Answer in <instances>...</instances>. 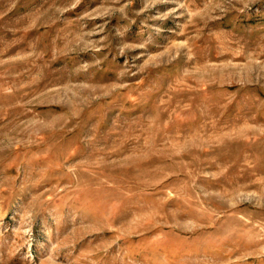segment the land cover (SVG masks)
Wrapping results in <instances>:
<instances>
[{
	"label": "rangeland",
	"instance_id": "obj_1",
	"mask_svg": "<svg viewBox=\"0 0 264 264\" xmlns=\"http://www.w3.org/2000/svg\"><path fill=\"white\" fill-rule=\"evenodd\" d=\"M0 264H264V0H0Z\"/></svg>",
	"mask_w": 264,
	"mask_h": 264
}]
</instances>
